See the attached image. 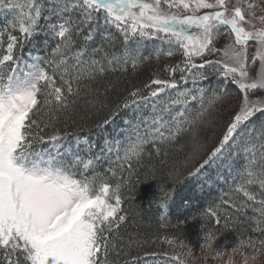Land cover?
Returning a JSON list of instances; mask_svg holds the SVG:
<instances>
[{
    "label": "snow or ice",
    "instance_id": "snow-or-ice-1",
    "mask_svg": "<svg viewBox=\"0 0 264 264\" xmlns=\"http://www.w3.org/2000/svg\"><path fill=\"white\" fill-rule=\"evenodd\" d=\"M0 11L12 17L0 29L2 264H118L119 257L126 258L124 264H140L133 246H141V241L131 233L125 239L121 231L128 220L123 184L111 183L108 173L122 178L125 165L131 170V162L139 163L149 147L166 157L167 149L187 132L192 150L185 175L190 179L202 176L230 150H236L232 161L243 155L245 163L234 174L229 165L232 191L252 202L249 220L255 231L264 233V7L256 0H0ZM98 33L100 47L89 54L88 45ZM41 34L47 37L45 44L54 41L48 55L30 53V60H23L18 52ZM148 41L159 43L145 55ZM176 55L178 63L159 65L161 57ZM153 60L157 69L148 80L128 90L116 105V111L147 106L150 115L126 121L129 133L125 141L114 142L115 161L113 145L106 141L107 170H96L100 157L91 155L94 145L88 141L87 155L70 150L62 154L58 145L68 133L57 125L75 111L79 98L103 106L102 96L114 85L109 82L101 93L96 84L102 77L109 72L138 73ZM212 76L219 81L209 90L202 82ZM194 105L200 109L192 116ZM216 111L219 137L209 149L198 133L203 117ZM109 123L105 117L96 126ZM36 143H50L55 154L37 151ZM169 178L173 183L159 189L161 219L168 215L179 182L172 173ZM247 202H235L231 192L221 198L235 213H245ZM226 211L217 204L204 214L219 226ZM239 246L259 252L264 239H241L232 251ZM144 255H164L183 264L178 253Z\"/></svg>",
    "mask_w": 264,
    "mask_h": 264
},
{
    "label": "trees",
    "instance_id": "trees-1",
    "mask_svg": "<svg viewBox=\"0 0 264 264\" xmlns=\"http://www.w3.org/2000/svg\"><path fill=\"white\" fill-rule=\"evenodd\" d=\"M11 18L10 13L0 11V29ZM110 30L116 34L114 28ZM46 39L45 34L39 35L27 42L23 51L18 52V55H21L23 59L30 53L31 55H48L54 41L45 44ZM158 43L146 42L145 55L151 52ZM100 44L101 36L98 33L95 40L88 45L89 54L94 48L100 47ZM117 47H119V44ZM179 60V55L171 58L161 57L159 65L178 63ZM156 69L157 62L153 60L152 63H145L138 73H133L131 70L127 74L109 72L105 77H102L96 84V87L101 89V93H103L104 87L109 82L114 85V88L109 89L106 98L102 96L104 105L93 107L85 103V97L79 98L75 111L68 118L62 117L57 125L61 131L68 133L61 142L65 141V145L71 148L76 141H88L93 144L94 148L91 155L100 157L97 161L96 170L105 172L109 165V157L105 150L108 144L113 145L111 160L115 161L116 148L114 142L117 140L125 141V137L129 133L130 126L126 121H134L141 114L144 117L150 115V109L147 106L140 109V111L135 108L124 109L122 107L116 111V105L128 90L147 81ZM161 75H166V73H161ZM117 80H119L118 83ZM218 81L219 78L212 76L208 81L202 83L211 90L217 86ZM188 86L191 87V84ZM229 87L234 86L230 85ZM199 109V105H194L191 109V115L195 116ZM209 114L203 117V122ZM105 117L110 118V123L97 127L96 125L103 121ZM227 118V114H224V120H227ZM51 131L52 129L49 128L48 132ZM208 136L207 133L200 135L203 139H207ZM217 139L218 137L214 140V143L213 141L210 143L209 149L216 144ZM106 141L108 144H106ZM191 142V133L187 132L180 136L172 147L167 149L168 155L166 157L163 154L160 156L155 155L154 149L149 147L148 152L144 154L139 163L131 162V170L125 165L122 178L119 175L113 178L108 173L111 183L115 184L120 181L123 184L121 195L124 202L122 207L128 215V220L121 231L125 235V239H128V234L131 233L133 237L141 241V246H133V254H139L141 257L140 264H176L174 260L164 255H144V253L165 252L169 256L177 254L170 244L164 242V238L174 240L172 245L175 243L181 245L184 242L186 244L197 240V238H202L203 234L211 229L212 233L218 237L215 243L235 240L239 242L241 239L247 241L250 238L257 241L264 239V233L255 231L254 221L249 220V217L253 215L250 211L252 202H247L242 193L232 191L233 182L229 174V165H231L234 174L235 170L245 163L243 155L241 154L239 159L232 161L231 157L236 154V150H230L223 160L208 168L202 176L190 179L185 175L188 168L185 167L184 161L190 153ZM181 145H183L182 148ZM50 146V143H36L34 145L37 151H48ZM77 151L81 155H87L86 144L84 143ZM120 154L123 155L122 150ZM64 159L70 160L71 158L66 157ZM115 166L113 164V167ZM169 173H172L173 178L178 179L179 182L175 184V192L169 204L168 215L165 219H161V209L158 205L163 193L159 189L161 185H171L173 183V180L169 178ZM252 191L255 193L260 192L258 188H253ZM230 192L235 202L245 201L249 204V209L245 213H235L231 207L221 203V198L227 199ZM217 204L227 209L226 212L221 213V224L219 226L214 224L213 218L204 214L209 206ZM144 241L147 243H144ZM117 259L118 264H124L126 258L119 257ZM187 262L188 264H197L189 259H187ZM0 264H2V257H0Z\"/></svg>",
    "mask_w": 264,
    "mask_h": 264
},
{
    "label": "rangeland",
    "instance_id": "rangeland-1",
    "mask_svg": "<svg viewBox=\"0 0 264 264\" xmlns=\"http://www.w3.org/2000/svg\"><path fill=\"white\" fill-rule=\"evenodd\" d=\"M256 3L260 4L261 7H264V3H261V0H256ZM260 14L259 12L257 13ZM220 43H223V40L220 41ZM31 56H37L31 55ZM23 60L29 61L30 57L27 55ZM260 92H257L256 95H260ZM226 107V106H225ZM219 109V106H218ZM219 114V111L211 112L208 117L205 119V121L201 124L200 130L198 135L202 142L207 143V147L210 145V143L214 140H216L217 137H219V128L214 126V121ZM209 134L207 139H203L200 137L201 134ZM192 141V137H191ZM85 142L83 141H76L74 146L71 148L69 146H66V142H60L58 147H60V152L63 154L67 151H71V153L75 154L77 150H79V147H82ZM79 146V147H77ZM49 150L55 154V149L52 148V145L50 146ZM48 150V151H49ZM192 145L190 147V153L191 154ZM187 156V158H188ZM70 157L68 155H65L64 158ZM186 158V159H187ZM185 159V161H186ZM184 161V163H185ZM191 162H189L190 164ZM239 242L235 241H225V242H218L213 245V248L209 250L206 247H201L203 244L202 238H197V240H194L192 242H185L183 243L184 246H178L176 243L174 245L170 244L171 248L175 249V253L184 254L189 253V250H191V255H187L186 258L192 261L193 263H201V264H228L229 259H231L232 264H245V257L248 258L247 264H264V250H261L259 252H256L253 250L252 247L248 246H239L236 247V251H232V248L236 246ZM256 248L260 249L261 245L259 243L256 244ZM217 250H220L221 255L217 256ZM253 256H255V259H253Z\"/></svg>",
    "mask_w": 264,
    "mask_h": 264
},
{
    "label": "clouds",
    "instance_id": "clouds-1",
    "mask_svg": "<svg viewBox=\"0 0 264 264\" xmlns=\"http://www.w3.org/2000/svg\"><path fill=\"white\" fill-rule=\"evenodd\" d=\"M217 238L218 237H216L214 233H211L210 235L208 233H204L202 236L203 244L206 246V248L211 250ZM187 255H189V253L181 254V259H182L183 264H188L187 259L184 258Z\"/></svg>",
    "mask_w": 264,
    "mask_h": 264
}]
</instances>
